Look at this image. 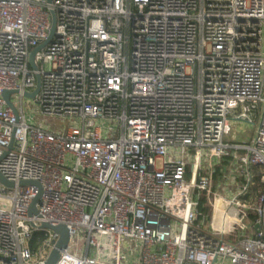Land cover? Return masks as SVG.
Returning <instances> with one entry per match:
<instances>
[{
    "label": "built area",
    "instance_id": "1",
    "mask_svg": "<svg viewBox=\"0 0 264 264\" xmlns=\"http://www.w3.org/2000/svg\"><path fill=\"white\" fill-rule=\"evenodd\" d=\"M0 174V264H264V0H0Z\"/></svg>",
    "mask_w": 264,
    "mask_h": 264
},
{
    "label": "water",
    "instance_id": "2",
    "mask_svg": "<svg viewBox=\"0 0 264 264\" xmlns=\"http://www.w3.org/2000/svg\"><path fill=\"white\" fill-rule=\"evenodd\" d=\"M49 3H51V0H48ZM55 28H56V18H55V14L52 13V28H51V33H50V37L49 39L42 44L40 47L36 48L32 53H31V57H30V64L31 67L34 70H37V66L35 64V55L36 53H38L39 51H41L47 44H49V42L51 41L54 33H55ZM40 86H41V81L40 78H38L37 81V88L36 90L29 94L26 93L25 97L31 100H34L35 97L37 96V94L40 91ZM16 92L13 91H4L3 92V98L5 99L7 105L14 111L15 115H17V111L14 107V105L11 102V95L14 94ZM0 183L3 184L4 186H7L9 188H13L15 187L14 183L8 182L1 174H0ZM20 187H37L39 189V192L37 194V197L35 198L31 210H30V215H37L38 211L36 209V205L37 203L41 200V196H42V188L41 185L38 182L35 181H22L19 183ZM42 229H49V230H53L54 232L58 233L60 235V239L56 244L55 249L53 250L52 254L50 255L48 261L46 264H56L57 261L59 260V256H60V251L62 249H65L68 245L69 242V231L65 226H58V227H52L51 225L47 224V223H43L41 226ZM256 229L258 231H260V226L257 225Z\"/></svg>",
    "mask_w": 264,
    "mask_h": 264
},
{
    "label": "rangeland",
    "instance_id": "3",
    "mask_svg": "<svg viewBox=\"0 0 264 264\" xmlns=\"http://www.w3.org/2000/svg\"><path fill=\"white\" fill-rule=\"evenodd\" d=\"M12 102L16 103V106L17 107L19 106V100L17 101V99L15 97H12ZM23 105H24V109H25V114H26L27 120L30 123H35V120H30L31 117L38 116L37 115V107L35 106L34 101L31 100V99L25 98L24 101H23ZM40 122H41L40 119H38L37 120V123H40ZM42 123L46 127L48 126V124H46L44 122H42ZM56 124H57L56 126L53 124V126H51V127L54 130H57L58 133H61L60 132L61 129L59 127V124L58 123H56ZM68 126H69V123H65L61 127H63L65 129ZM238 127H240L239 123L232 122L231 125H230L231 132L233 133L234 131H236L238 129ZM245 201L246 200H243V202H245ZM219 203H221V202H219ZM205 206H206V208H208V212H207V215L208 216L214 218L215 215L217 214V216H216L217 217L216 222H217V225H219L220 228L223 226V223L225 222L226 223V229H227V231L230 230L231 228H234L236 234H239V235H249L250 234L251 230L243 222H240V221L238 222L236 220H233L231 216L230 217L227 216L226 218H224V215H223L224 212H225V207L224 206H222V209L218 213L215 212V210L212 207H210V205L206 204Z\"/></svg>",
    "mask_w": 264,
    "mask_h": 264
},
{
    "label": "crops",
    "instance_id": "4",
    "mask_svg": "<svg viewBox=\"0 0 264 264\" xmlns=\"http://www.w3.org/2000/svg\"><path fill=\"white\" fill-rule=\"evenodd\" d=\"M239 125H240V127H238V130L236 132L237 140L240 141L241 143L242 142H249L251 137H252V134H253V132H252L253 130H252L251 126H248L246 123H243V122H239ZM227 164H228V162H227ZM227 164L224 162L221 167L226 168ZM216 216H217V214L213 218L214 219L213 223H214L215 229L219 231V230H221L222 227L220 228L219 225H217V222H216L217 217ZM238 222H239V219H238ZM232 229H234V228H231L230 230H232ZM230 230L227 231V229H226V232L228 233V232H230Z\"/></svg>",
    "mask_w": 264,
    "mask_h": 264
},
{
    "label": "trees",
    "instance_id": "5",
    "mask_svg": "<svg viewBox=\"0 0 264 264\" xmlns=\"http://www.w3.org/2000/svg\"><path fill=\"white\" fill-rule=\"evenodd\" d=\"M260 175H258V177H257V184H258V187L260 186ZM202 210H203V212H205V213H207L208 212V209L207 208H202ZM36 236H40V237H42L43 238V234L42 233H40V232H38V233H36ZM39 244V242L38 241H36V239H33V241H31V247L33 248V249H35L36 247H37V245Z\"/></svg>",
    "mask_w": 264,
    "mask_h": 264
},
{
    "label": "bare ground",
    "instance_id": "6",
    "mask_svg": "<svg viewBox=\"0 0 264 264\" xmlns=\"http://www.w3.org/2000/svg\"><path fill=\"white\" fill-rule=\"evenodd\" d=\"M232 217V219L233 220H236V221H238V219H239V221L240 222H243L244 224H245V222H246V219L244 218V216L240 213V212H238V211H232L231 213H230V215H229V217ZM246 234V233H245Z\"/></svg>",
    "mask_w": 264,
    "mask_h": 264
}]
</instances>
